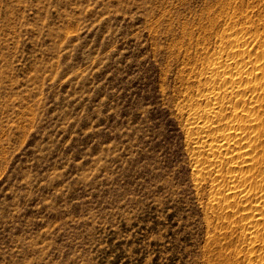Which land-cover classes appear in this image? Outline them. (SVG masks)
Instances as JSON below:
<instances>
[{
	"label": "rangeland",
	"instance_id": "374dc122",
	"mask_svg": "<svg viewBox=\"0 0 264 264\" xmlns=\"http://www.w3.org/2000/svg\"><path fill=\"white\" fill-rule=\"evenodd\" d=\"M253 1L0 0V264L214 263L184 49Z\"/></svg>",
	"mask_w": 264,
	"mask_h": 264
},
{
	"label": "bare ground",
	"instance_id": "6f19581e",
	"mask_svg": "<svg viewBox=\"0 0 264 264\" xmlns=\"http://www.w3.org/2000/svg\"><path fill=\"white\" fill-rule=\"evenodd\" d=\"M253 3L227 4L184 49L178 110L207 190L212 264H264V0Z\"/></svg>",
	"mask_w": 264,
	"mask_h": 264
}]
</instances>
